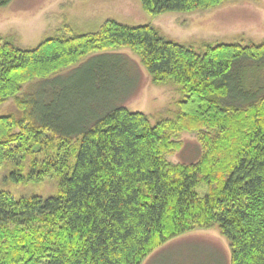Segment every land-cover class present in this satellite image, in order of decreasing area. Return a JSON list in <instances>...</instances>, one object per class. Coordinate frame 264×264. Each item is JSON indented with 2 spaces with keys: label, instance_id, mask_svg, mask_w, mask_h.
I'll return each instance as SVG.
<instances>
[{
  "label": "trees",
  "instance_id": "trees-1",
  "mask_svg": "<svg viewBox=\"0 0 264 264\" xmlns=\"http://www.w3.org/2000/svg\"><path fill=\"white\" fill-rule=\"evenodd\" d=\"M11 1L0 0V8ZM139 1L158 16L230 0ZM116 48L135 53L154 83L172 82L187 96L181 115L151 126L143 113L106 102L69 120L80 85L115 90L118 77H130L127 58L109 53ZM85 57L68 75L51 78ZM263 71L264 43L207 46L200 55L149 25L113 20L96 33L48 38L31 49L0 37V105L40 81L33 96L18 102L28 120L0 116V166L40 146L46 159L34 160L26 176L19 170L8 178L56 176L60 189L45 199L0 190V264H141L169 240L215 224L229 242L230 264H264ZM67 78L76 81L64 85ZM202 127L217 131L205 139L202 160L168 163L180 148L170 138ZM202 183L210 189L199 197Z\"/></svg>",
  "mask_w": 264,
  "mask_h": 264
},
{
  "label": "rangeland",
  "instance_id": "rangeland-1",
  "mask_svg": "<svg viewBox=\"0 0 264 264\" xmlns=\"http://www.w3.org/2000/svg\"><path fill=\"white\" fill-rule=\"evenodd\" d=\"M108 20L129 27L149 25L162 38L190 47L200 55L207 46L234 44L246 47L264 43V0H230L208 10L158 16L146 14L139 0H12L6 7L0 8V37L16 48L31 49L48 38L66 39L96 33ZM109 53L127 58L130 77L125 74L118 77L117 84L114 83L115 90L106 87L92 92L80 85L78 88L81 92L75 99L77 106L68 113L69 120H76V113L89 105L106 102L109 107L117 105L131 112L143 113L151 126L181 115L187 96L175 84L154 83L139 57L128 48H116ZM87 59L85 57L78 65L61 69L51 78L68 75ZM258 76L261 79L264 71ZM67 79L62 81L64 85L71 86L76 81ZM39 84V80H34L22 85L16 97L0 105V116L11 115L16 120H28L18 102L33 96ZM78 84H82V81ZM216 135L215 129L207 127L181 131L170 138V141L180 143V148L167 155L166 161L171 165L200 162L203 155L208 153L205 139H214ZM53 139L56 147L58 138ZM70 142L73 144L75 140ZM40 148L36 146L34 154L24 159L4 162L0 166V190L10 193L15 199L31 196L45 199L59 193L56 176H48L40 182L23 183H14L8 178L11 172L19 170L26 176L34 160L46 159V152ZM216 185L214 182L212 187ZM209 189L208 184L202 183L195 191L199 197H204ZM230 260L229 242L215 224L210 228H194L169 240L141 264H230Z\"/></svg>",
  "mask_w": 264,
  "mask_h": 264
}]
</instances>
